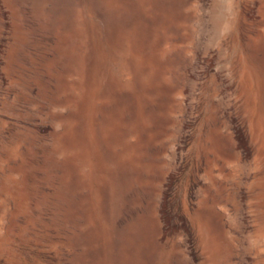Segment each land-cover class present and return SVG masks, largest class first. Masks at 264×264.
<instances>
[{
  "label": "rangeland",
  "instance_id": "1",
  "mask_svg": "<svg viewBox=\"0 0 264 264\" xmlns=\"http://www.w3.org/2000/svg\"><path fill=\"white\" fill-rule=\"evenodd\" d=\"M0 264H264V0H0Z\"/></svg>",
  "mask_w": 264,
  "mask_h": 264
}]
</instances>
